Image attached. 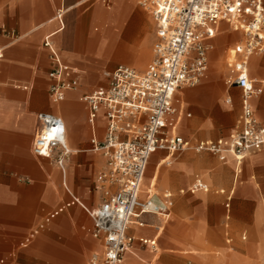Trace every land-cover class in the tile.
Segmentation results:
<instances>
[{
    "label": "built area",
    "instance_id": "1",
    "mask_svg": "<svg viewBox=\"0 0 264 264\" xmlns=\"http://www.w3.org/2000/svg\"><path fill=\"white\" fill-rule=\"evenodd\" d=\"M137 2L149 11L155 23L156 41L150 64L143 72L119 66L106 74V86L81 98L88 106L92 126L100 108L106 121L103 140L94 134L90 141L91 150L105 159L104 168L95 178L100 203L93 209L81 205L91 219V235L100 239L103 247L100 259L93 256L90 264H122L124 254L134 243L129 226L145 214L169 216V192L155 204L153 197L140 198L151 155L158 151L169 155L206 152L223 164L229 157L240 164L245 156L264 147V127L252 104L264 90V78H251L248 72L250 57L264 53V0ZM102 3L109 7L107 0ZM222 22L243 34V42L232 49L226 77L228 87L241 90V115L226 138L192 143L177 133L183 110L175 107V94L197 86L206 76L212 41ZM42 45L53 65L48 75L52 81L49 97L60 103L67 92L78 88L79 71L62 62L51 36H46ZM1 56L0 51V59ZM36 121L32 154L51 160L64 175L71 152L63 120L39 113ZM200 191L207 192L208 187L195 177L189 192Z\"/></svg>",
    "mask_w": 264,
    "mask_h": 264
},
{
    "label": "crops",
    "instance_id": "2",
    "mask_svg": "<svg viewBox=\"0 0 264 264\" xmlns=\"http://www.w3.org/2000/svg\"><path fill=\"white\" fill-rule=\"evenodd\" d=\"M90 1L92 0H0V51L2 55L0 59V255L6 250L4 257L0 258V264L11 261L20 251L28 249L48 226L54 234V220L64 212L75 211L72 208L74 205L84 211L81 205L87 209H93L100 203V195L95 190V178L104 168L105 159L100 153L91 150L90 141L94 134L100 141L103 140L106 126L105 115L103 108H100L92 126L89 122L88 106L81 100L83 96L91 94L98 87L89 93L82 92L83 86L85 87L89 83L88 80L93 79L94 76L88 73L82 79V87H80V71L66 63L56 48L62 62L79 71V86L76 90L67 92L62 102H52L48 93L52 81L48 75L53 65L42 42L46 36H51L53 45L54 43L59 45L64 53L69 55L73 53L74 48L73 40L69 37L71 26L78 20L85 29L90 21H98L99 24L93 28L95 35H87L80 40L85 49H96L97 51L104 47L110 51L112 49V53L120 62L132 65L119 64L117 67L126 66L135 70H138L135 67L140 68L146 63L148 53L136 52L134 47L124 41L114 43L112 47L110 42L122 32L118 25H110L109 15L113 0H107L109 7H105L102 0L94 1V4L98 6V11L85 16L84 13L90 6L85 10L81 9ZM127 3L128 0H114L116 10ZM116 16L117 20H115L118 21L119 14ZM155 41L154 32L152 47ZM257 61L255 60L253 64ZM214 66H212L213 71L210 75L218 76L222 73L220 72L222 67L217 64ZM248 72L251 78H264L252 76L249 66ZM185 89L188 88L177 91L174 100L175 107L183 110L177 128V133L182 137L184 136L179 132L180 124L184 118L191 116L177 99L178 95L186 96L183 93ZM207 91L205 101L214 100L217 93L216 87H209ZM263 93L264 90L259 96ZM226 102L232 103L230 96L226 98ZM39 113L55 115L64 122L66 143L71 152L64 175L51 160L32 154V142L38 127L36 115ZM160 153L164 154L160 156ZM190 154L196 155L197 153ZM176 155H169L163 151L151 155V157H157L158 161L154 166L146 191L153 193L152 189L156 186L161 165L170 167ZM231 164L235 168V173H238L241 163L234 162V158L229 157L225 164L220 162L222 168H227ZM175 167L183 169L185 174L180 175L176 169H168L162 173L164 184L184 183L192 164L181 159L176 162ZM227 170L221 169L214 171L211 175H205L206 181L198 174L193 175L188 191L195 177H199L207 185V183H212L213 179H217V175H225ZM62 189L70 200H63ZM179 192L182 193L184 190L181 189ZM155 195L157 194L154 189L152 199L154 204L158 203ZM226 201L225 207L229 208L228 197ZM86 215L88 216L87 213ZM163 222L158 215L145 214L129 226L128 233L134 239L133 245L138 247L135 251L131 249L126 253L124 264H127L128 260L133 257L145 262V259L141 257L143 255L150 256V264L168 254L171 248H168L164 242V237L175 234V230L171 227L165 229ZM81 228L93 238L91 235L92 222L89 226ZM50 236L54 239V235ZM93 239L94 241L90 240L89 244L93 252L97 253L101 249L102 241ZM65 252L64 249L54 247L53 244L52 255L59 257ZM70 254L73 253L70 252ZM74 255V264H81L83 262L82 251L78 249Z\"/></svg>",
    "mask_w": 264,
    "mask_h": 264
},
{
    "label": "rangeland",
    "instance_id": "3",
    "mask_svg": "<svg viewBox=\"0 0 264 264\" xmlns=\"http://www.w3.org/2000/svg\"><path fill=\"white\" fill-rule=\"evenodd\" d=\"M94 1L96 0L82 7L81 10H85L90 6L85 11V16L98 11V6L94 4ZM116 14H119L118 21H116ZM109 16L110 25H118L122 29L120 35L110 42L112 47L114 43L124 41L134 47L136 52L148 53L146 63L140 68L135 67L144 71L152 59L155 32L149 11L139 5L137 0H128L127 4L116 10L113 0ZM78 24L77 20L69 32V37L74 43L73 53L67 55L55 43L54 47L66 63L80 71V87H82V79L88 73L94 76L82 89V92L89 93L99 86H106V74L117 65H132L120 62L112 53V49L111 51L106 47L101 48L100 51L85 49L80 40L87 35H95L93 28L99 22L90 21L85 29ZM227 30L230 31V35ZM241 42H243L242 32L234 31L225 22L220 23L218 32L212 41L213 48L209 54L206 76L197 86L185 89L183 91L185 97L177 96L179 103L183 104L186 111L191 114L189 118L182 120L179 132L193 142L227 137L230 130L234 129L238 123L241 115V90L228 87L226 77L227 63L233 59L232 49ZM255 60L258 61L253 64ZM214 64L222 67L220 70L222 73L218 76L210 75ZM249 70L252 76L264 77V53L253 55V58L249 59ZM209 87H216V97L214 100L205 101ZM228 96L231 97L232 103L226 102ZM252 104L257 120L264 126V93L254 99ZM190 153L192 152L185 151L177 154L170 167L161 165L156 186L152 189L153 194L155 189L157 194L155 196L158 200L162 199L164 193L171 192L169 216L167 218L158 216V218L164 221L165 229L171 227L175 230V234L164 237V242L168 248H171L168 254L150 264H264V147L245 156L238 173H235L232 164L227 168H222L217 158L209 153H195L196 155ZM163 154L160 153V156ZM181 159L192 164L184 183L164 184L162 173L168 169H176L180 175L185 174L183 169L175 167L176 162ZM157 161V157H151L149 160L142 186L143 193L146 192ZM221 169L228 170L225 175H217V179H213L212 183L206 182L207 192L191 194L188 191L193 175L198 174L206 181L205 175H211L214 171ZM181 189L184 192L180 193ZM62 192H64L63 189ZM230 192V206L226 208L225 204ZM145 197V194L141 195V198ZM63 200H70L65 192ZM72 208L75 211L64 212L54 220V234L48 226L28 249L20 251L14 259L6 261L5 264H74L73 256L78 249L83 253L81 264H90L94 252L89 242L94 239L81 227H87L91 222L80 207L74 205ZM50 235H54V239ZM227 240L230 241L227 242ZM53 244L54 247L64 249L67 254L65 252L59 257L52 255ZM136 247L138 246L133 245L132 250L135 251ZM5 252L6 250L0 258L4 257ZM98 255L99 260L102 252ZM126 257L125 253L122 264ZM141 257L145 259V262L133 257L128 260L127 264H149L150 256Z\"/></svg>",
    "mask_w": 264,
    "mask_h": 264
},
{
    "label": "bare ground",
    "instance_id": "4",
    "mask_svg": "<svg viewBox=\"0 0 264 264\" xmlns=\"http://www.w3.org/2000/svg\"><path fill=\"white\" fill-rule=\"evenodd\" d=\"M227 33L229 34L230 33V31L229 30H227ZM230 35V34H229ZM253 57V56H252ZM251 57V58H252ZM143 181H144V178H143ZM143 181H142V186H143ZM142 186H141V195L142 194H145L146 196H149V197H154V194L152 193H150L149 191H146L145 193H143V191H142ZM153 199V198H152ZM102 250H103V247H102V245H101V249H100V251H98L97 253H94V255L93 256H95V257H98L99 255L98 254H100L101 252H102ZM131 250V249H130ZM129 250V251H130ZM128 253V252H127Z\"/></svg>",
    "mask_w": 264,
    "mask_h": 264
}]
</instances>
